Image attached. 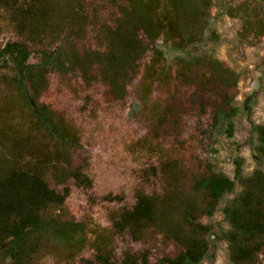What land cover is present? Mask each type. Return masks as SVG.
I'll use <instances>...</instances> for the list:
<instances>
[{"label":"trees","instance_id":"trees-1","mask_svg":"<svg viewBox=\"0 0 264 264\" xmlns=\"http://www.w3.org/2000/svg\"><path fill=\"white\" fill-rule=\"evenodd\" d=\"M116 1L122 3L119 16L113 25H101L84 0H0V21L17 37L0 46V61L10 71L1 79L6 103L0 104V264H44L49 257L74 264L87 248L95 258L84 264H149L148 251L126 250L117 258L116 238L126 234L137 243L156 235L173 242L180 252L162 264H203L216 234L202 220L220 210L228 224L220 238L233 264H258L264 252V125L251 123L252 147L263 165L251 175L245 173L243 158L234 160L230 178L212 164L191 173L165 151L154 150L159 166L145 169L142 180L160 174L162 194L137 191L132 208L111 213V228L70 216L67 185L73 181L77 188L91 190L93 181L73 163L82 149L79 132L40 101L49 89V74H79L89 87L101 82L114 100H123L140 62L151 54L145 77L151 90L169 74L160 42L173 53L203 42L217 0ZM228 15L243 21L244 38L264 35V0H247ZM91 28H98L103 50L82 52L77 42ZM34 54L39 62L31 64ZM176 59L188 71L207 67L221 97L213 130L232 138L239 113L238 75L206 55ZM50 180L64 186L63 192L52 189ZM105 199L122 202L123 196Z\"/></svg>","mask_w":264,"mask_h":264},{"label":"rangeland","instance_id":"rangeland-1","mask_svg":"<svg viewBox=\"0 0 264 264\" xmlns=\"http://www.w3.org/2000/svg\"><path fill=\"white\" fill-rule=\"evenodd\" d=\"M246 1L217 0L204 41L184 53H173L161 41L169 74L165 82L155 84L151 90L145 87L151 54L140 62L138 74L129 81L123 100H114L101 82L89 87L79 74L67 77L49 74V89L40 101L62 115L79 132L82 149L74 154L73 163L75 167L82 166L93 181L91 190L77 188L73 181L67 185L70 196L66 206L76 221L111 228V213L132 208L137 191L162 194L160 174L150 182L142 180L145 169L159 166V155L154 150L165 151L191 173L212 164L217 171L234 178V160L237 158L246 161L247 175L263 168L252 147L251 123L264 125V35L244 38L243 21L228 15L232 7ZM84 4L91 15H96L99 24L113 25L122 3L84 0ZM97 31L98 28H91L87 38L77 42L80 51L103 50L97 41ZM16 40L12 29L0 21V46ZM188 53L213 57L238 75L235 106L239 113L232 138L223 131L213 130L221 97L215 80L208 76L207 67L188 71L176 61L177 56L186 57ZM38 62L39 56L34 54L30 63ZM9 73L0 61L2 105L6 103V97L1 79ZM49 182L52 189L63 192L64 186H58L52 180ZM110 195L123 196V201L106 200L105 197ZM202 222L213 227L216 234L210 256L203 264H233L228 245L220 238L228 229L222 211ZM116 249L119 260L126 250L148 251L149 264H162L163 258H174L180 252L173 242L159 235L137 243L126 234L116 238ZM94 258L93 250L87 248L76 257L74 264H84V260ZM44 264L59 263L49 257ZM258 264H264V252Z\"/></svg>","mask_w":264,"mask_h":264}]
</instances>
